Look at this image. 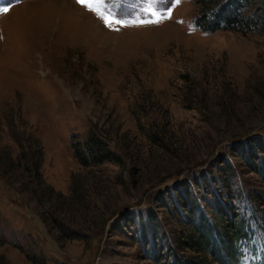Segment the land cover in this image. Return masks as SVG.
<instances>
[{"label": "rangeland", "instance_id": "1", "mask_svg": "<svg viewBox=\"0 0 264 264\" xmlns=\"http://www.w3.org/2000/svg\"><path fill=\"white\" fill-rule=\"evenodd\" d=\"M198 6L0 0V264H155L150 243L182 234L166 203L187 178L192 197L235 205L244 233L231 246L215 233L221 258L184 255L264 264L249 196L264 178L236 147L264 137V32H205ZM93 130L122 164L75 158Z\"/></svg>", "mask_w": 264, "mask_h": 264}, {"label": "trees", "instance_id": "2", "mask_svg": "<svg viewBox=\"0 0 264 264\" xmlns=\"http://www.w3.org/2000/svg\"><path fill=\"white\" fill-rule=\"evenodd\" d=\"M196 3L199 5V13L195 19V24L205 32L215 33L222 30L264 32V0H196ZM147 137L156 144H162L161 141L164 140V137H158L155 133H147ZM257 140V152L254 150V148L257 149L256 147H252L249 144L247 146L245 143H241L236 147L247 164H252V168H255V170L257 168L260 169L258 171H261L264 178V137H258ZM72 147L75 158L85 166L99 165L105 162L118 164L123 162L122 156L112 150L108 141L94 130L83 143L73 142ZM41 152L40 148L39 161L36 163L37 171L41 166ZM223 158V160L227 159L226 156ZM187 180V182L184 180V183L177 186L180 194L177 190H173L174 193L178 194L176 195L177 199L169 195L167 198L171 199V201L168 203V200L166 203L171 212L179 214V222L183 224L182 234L177 239L171 238V235L167 234L168 241L163 245L165 250L162 249V245L158 249L155 240L151 241V247L149 248L151 254L149 256L154 260L155 264H208L206 256H203V258L187 257L182 252L183 249L188 248L200 254H217L218 257L219 254L214 247L216 244L214 235L217 231L221 233V240L230 244V246L232 243H237L244 233V220L240 219L239 214L235 215V205L230 201L224 203L219 198L217 199L216 197H219V195H209L211 192H206V195H200L199 198L197 197L199 195L192 197L188 191L190 182L188 178ZM195 181L197 182H194L196 184L201 183V181ZM225 182L227 183L228 179ZM79 188L77 186L73 189V195H70L73 203H79L83 199L75 196L76 192L80 191ZM241 196L243 197V195ZM249 196L255 206L260 208L259 211L264 213V190H258L253 194H249ZM198 211L199 214L195 216ZM228 211H230L229 214ZM219 229L225 230L226 233L223 234L222 230L220 231ZM143 232H147L145 228H142L138 233H141L144 239L149 240L147 233ZM150 238L152 239L153 237L151 236ZM161 249L165 253H162ZM227 253L233 254L231 251ZM171 255L173 257L170 260L169 257Z\"/></svg>", "mask_w": 264, "mask_h": 264}, {"label": "snow or ice", "instance_id": "3", "mask_svg": "<svg viewBox=\"0 0 264 264\" xmlns=\"http://www.w3.org/2000/svg\"><path fill=\"white\" fill-rule=\"evenodd\" d=\"M79 3L83 4L84 3V0H78Z\"/></svg>", "mask_w": 264, "mask_h": 264}]
</instances>
